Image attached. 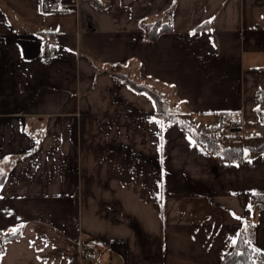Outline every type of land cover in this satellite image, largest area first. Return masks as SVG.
Masks as SVG:
<instances>
[{"label": "crops", "instance_id": "crops-1", "mask_svg": "<svg viewBox=\"0 0 264 264\" xmlns=\"http://www.w3.org/2000/svg\"><path fill=\"white\" fill-rule=\"evenodd\" d=\"M43 1L0 0V264H264V153L202 135L264 136V0Z\"/></svg>", "mask_w": 264, "mask_h": 264}, {"label": "trees", "instance_id": "trees-1", "mask_svg": "<svg viewBox=\"0 0 264 264\" xmlns=\"http://www.w3.org/2000/svg\"><path fill=\"white\" fill-rule=\"evenodd\" d=\"M141 25L144 31L145 39L151 41L156 40L161 34L172 29L170 23L164 22L163 20H157L153 23H142ZM43 35L47 37L53 36L51 32L46 31L43 32ZM44 53L45 55H53L56 53V49L53 46L47 45L44 49ZM120 69L121 64L117 63L116 65H114L113 69H107L104 72H109L117 75L119 78L128 82L136 89H147L142 85H138L131 79V77H129L125 73H122ZM147 90L153 95L154 99L156 100L160 114H163L165 112V105L161 95L152 89ZM259 98L261 101H264L263 91L260 92ZM262 118L264 120V113L262 115ZM236 121L237 123L239 122L237 118ZM203 134H206L205 141L207 142L209 147L214 152L221 154L223 158L229 161H241L246 150L252 153H264V136L262 135H249L244 139H241L242 137L238 136V133L230 135L222 134L220 132V125L204 130L202 132V135ZM217 137L220 138L218 139ZM251 205L254 209L264 208V194H253L251 196ZM1 249L0 239V252ZM261 259L262 254L254 248L245 234L241 233L235 249L224 258L222 264H259Z\"/></svg>", "mask_w": 264, "mask_h": 264}, {"label": "built area", "instance_id": "built-area-1", "mask_svg": "<svg viewBox=\"0 0 264 264\" xmlns=\"http://www.w3.org/2000/svg\"><path fill=\"white\" fill-rule=\"evenodd\" d=\"M43 4L47 9H58L61 6L60 0H44ZM238 128V129H237ZM241 124L236 121L235 116L231 115L220 124V132L225 135L240 133ZM81 256L84 261L90 262L94 253V247L89 243H81Z\"/></svg>", "mask_w": 264, "mask_h": 264}, {"label": "rangeland", "instance_id": "rangeland-1", "mask_svg": "<svg viewBox=\"0 0 264 264\" xmlns=\"http://www.w3.org/2000/svg\"><path fill=\"white\" fill-rule=\"evenodd\" d=\"M238 136H241L242 138L241 139H244L245 137H246V135H244L243 133H238L237 134ZM221 136V135H220ZM218 139L220 138V137H217Z\"/></svg>", "mask_w": 264, "mask_h": 264}]
</instances>
